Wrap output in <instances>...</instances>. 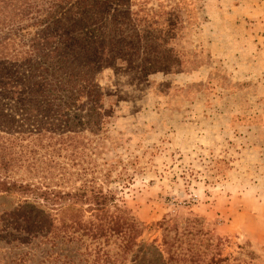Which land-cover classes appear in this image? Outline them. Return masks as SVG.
Instances as JSON below:
<instances>
[{"label": "rangeland", "instance_id": "obj_1", "mask_svg": "<svg viewBox=\"0 0 264 264\" xmlns=\"http://www.w3.org/2000/svg\"><path fill=\"white\" fill-rule=\"evenodd\" d=\"M126 4L135 52L96 75L107 116L85 141L105 190L140 226L136 246L90 244L86 222H0V264L28 247V264H41L48 239L57 257L45 264H176L168 248L185 264H264V0ZM145 65L163 72L141 77ZM16 203L2 197L0 216ZM86 246L109 250L110 263Z\"/></svg>", "mask_w": 264, "mask_h": 264}, {"label": "trees", "instance_id": "obj_2", "mask_svg": "<svg viewBox=\"0 0 264 264\" xmlns=\"http://www.w3.org/2000/svg\"><path fill=\"white\" fill-rule=\"evenodd\" d=\"M127 2L0 0V199H17L0 222H86L90 244L113 240L119 255L136 246L140 226L105 190L108 174L98 170L85 141L106 112L96 75L135 52L123 30L134 28L133 14L119 16ZM138 70L141 77L163 72L150 65ZM54 246L50 239L39 243L41 264L56 260ZM97 246H86V256L110 263L109 250ZM28 250L12 264H28ZM166 251L168 260L185 264ZM222 261L214 256L205 264Z\"/></svg>", "mask_w": 264, "mask_h": 264}]
</instances>
